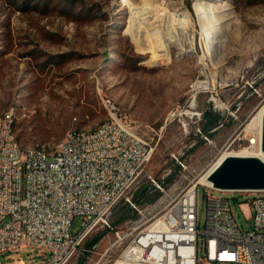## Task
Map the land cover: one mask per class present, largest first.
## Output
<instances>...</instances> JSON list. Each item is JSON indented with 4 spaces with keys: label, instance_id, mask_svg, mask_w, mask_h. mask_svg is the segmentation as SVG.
<instances>
[{
    "label": "rangeland",
    "instance_id": "rangeland-1",
    "mask_svg": "<svg viewBox=\"0 0 264 264\" xmlns=\"http://www.w3.org/2000/svg\"><path fill=\"white\" fill-rule=\"evenodd\" d=\"M132 5L148 8L149 17L136 19ZM201 6L219 19L221 38L215 42L221 43L207 41L213 30L200 20ZM168 28L177 40H166ZM198 82L207 87L196 94ZM247 83L264 88V0H0V115L12 111L19 143L53 155L69 130L93 131L109 120L105 95L156 147L139 191L150 186L148 175L161 182L174 169L171 154L177 151L185 152L200 180L223 152L250 147L254 137L245 130L264 97L247 96ZM194 110L210 111L219 120L209 134L212 144L195 134L194 124L185 134L181 123ZM205 192L231 198L247 228L235 201L246 202L251 192L224 194L201 186V230ZM158 198L150 190L142 203ZM242 209L249 214L247 206ZM125 213L128 207L121 204L110 217L119 233L135 219L129 213L121 220ZM98 236L89 248L87 242ZM132 238L120 241L114 232L99 229L68 264H115L124 260L120 257ZM46 257L23 246L0 256V262L35 264Z\"/></svg>",
    "mask_w": 264,
    "mask_h": 264
},
{
    "label": "built area",
    "instance_id": "built-area-1",
    "mask_svg": "<svg viewBox=\"0 0 264 264\" xmlns=\"http://www.w3.org/2000/svg\"><path fill=\"white\" fill-rule=\"evenodd\" d=\"M205 84L195 83L192 91L205 90ZM245 87L247 96L264 97L259 83ZM176 116L170 115L166 123ZM186 116L189 119L181 123L185 134H191L194 124L195 134L212 144L210 132L200 125L204 113L194 110ZM253 140L250 146H256ZM155 149L138 123L111 106V117L98 138L80 140L72 129L50 158L20 155L11 111L0 124V256L26 246L47 255L35 264H68L84 241L106 229L120 241L133 237L120 259L133 251L135 264H264V192H251L246 202L236 198L247 228L231 198L205 192L206 223L201 230L199 187L215 189L199 184L185 152L171 154L175 163L167 179L157 182L147 176L151 192L159 198L150 205L136 201ZM121 204L128 207L121 220L135 215L125 222L123 233L110 223Z\"/></svg>",
    "mask_w": 264,
    "mask_h": 264
},
{
    "label": "bare ground",
    "instance_id": "bare-ground-1",
    "mask_svg": "<svg viewBox=\"0 0 264 264\" xmlns=\"http://www.w3.org/2000/svg\"><path fill=\"white\" fill-rule=\"evenodd\" d=\"M132 8L137 9V11H135V13H136L135 18L136 19H137V16H140V17H142L143 20H145L150 15V10L148 8L140 9L137 6L135 7L133 5H132ZM205 11H206V8L201 6V8H200L201 19L200 20H203L208 26L211 25V29L213 30L211 33H208V35L206 36L207 41H209V43L211 41H213L214 43L212 45H216L218 43H221L220 41L215 42V39L217 40V39L221 38V35L219 33L220 29H221V24L219 23V19L214 21L211 16L205 14ZM166 20L169 21L170 25L169 24L168 25L172 27L173 22H172L171 17L169 19L166 18L165 22H166ZM207 25H206V28H205V26L203 27L205 32L207 31ZM177 39L178 38H177L175 30L169 29L168 33H166V40H169L172 42V41H175ZM185 51H188V50H185ZM106 100H108V101H105L106 106H108V107L112 106L114 108L112 100L110 98H107ZM193 101L195 102V100H193ZM193 101H192V104H193ZM108 102H109V104H108ZM191 108H194V107H192V105H191ZM263 116H264V105H262V107L257 111V113L255 114V117L252 118L251 122L248 124V126L246 127V130H245L247 132V134H250L254 137V140L252 143H256V146L246 147L240 151H229L228 150V151L223 152L217 158V160L212 164L210 169L200 177L199 184L211 186V184L208 182V176L211 174L212 171H214L217 167H219L221 165V163L229 156L255 157V158L261 160L262 162H264V153L262 152V149H261ZM10 117H11V112L1 114L0 115V124H2V120H7ZM12 120H13L14 127H15V119H14L13 113H12ZM104 125H105V122L93 131H84V130H75L74 129V134H76L80 140L90 141V140L98 138V136L101 135V129L103 128ZM20 155L35 156L36 159H48V158H50V154L44 150L37 149V148H26V147L22 146L21 144H20ZM115 264H135L133 251H129V253H127V257L124 258V260H118Z\"/></svg>",
    "mask_w": 264,
    "mask_h": 264
},
{
    "label": "water",
    "instance_id": "water-1",
    "mask_svg": "<svg viewBox=\"0 0 264 264\" xmlns=\"http://www.w3.org/2000/svg\"><path fill=\"white\" fill-rule=\"evenodd\" d=\"M261 149L264 153V116ZM208 182L220 192H264V162L255 157H227L208 176Z\"/></svg>",
    "mask_w": 264,
    "mask_h": 264
},
{
    "label": "trees",
    "instance_id": "trees-1",
    "mask_svg": "<svg viewBox=\"0 0 264 264\" xmlns=\"http://www.w3.org/2000/svg\"><path fill=\"white\" fill-rule=\"evenodd\" d=\"M204 131L206 133H209L210 130H212L213 128L217 127L219 125V120H215L214 116L212 115L211 112L209 111H205L204 112ZM151 187H146L143 190L139 191L138 196L136 198V201H140L143 200L144 197L147 196V194L149 193ZM126 214V213H125ZM123 217V215L121 216V218ZM101 239L100 236L96 237V239L90 241L89 243L87 242V245L89 248H92L94 245H96L99 240Z\"/></svg>",
    "mask_w": 264,
    "mask_h": 264
},
{
    "label": "crops",
    "instance_id": "crops-1",
    "mask_svg": "<svg viewBox=\"0 0 264 264\" xmlns=\"http://www.w3.org/2000/svg\"><path fill=\"white\" fill-rule=\"evenodd\" d=\"M210 112V111H209ZM214 116V115H213ZM205 123V122H204ZM204 125V124H203ZM218 127V126H217ZM217 127L213 128L212 130H210L209 132H212L213 130H215Z\"/></svg>",
    "mask_w": 264,
    "mask_h": 264
}]
</instances>
